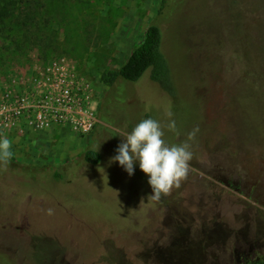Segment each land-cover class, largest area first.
<instances>
[{"label":"rangeland","instance_id":"obj_1","mask_svg":"<svg viewBox=\"0 0 264 264\" xmlns=\"http://www.w3.org/2000/svg\"><path fill=\"white\" fill-rule=\"evenodd\" d=\"M177 1L37 0L30 28L13 20L25 2L0 31V78L10 65L65 55L98 89L89 134L66 126L0 134L13 152L0 163V264H238L245 259L234 251L247 242L256 245L246 260L264 264V64L262 25L253 24L263 15L248 10L250 0ZM155 21L172 67L168 89L150 69L105 83ZM146 118L160 122L170 145L199 127L187 179L159 200L148 198L138 161L129 175L111 160L121 135ZM88 149L101 153L98 164L86 161ZM183 251L192 253L178 262Z\"/></svg>","mask_w":264,"mask_h":264},{"label":"built area","instance_id":"obj_2","mask_svg":"<svg viewBox=\"0 0 264 264\" xmlns=\"http://www.w3.org/2000/svg\"><path fill=\"white\" fill-rule=\"evenodd\" d=\"M2 74L0 134L25 136L66 126L84 135L94 129L98 89L76 60L54 55L10 65Z\"/></svg>","mask_w":264,"mask_h":264},{"label":"clouds","instance_id":"obj_3","mask_svg":"<svg viewBox=\"0 0 264 264\" xmlns=\"http://www.w3.org/2000/svg\"><path fill=\"white\" fill-rule=\"evenodd\" d=\"M166 115L171 117L173 114L167 111ZM167 128L179 134L174 119L169 120ZM198 132L199 127L196 126L188 133L185 142L170 145L164 139V129L159 121L142 119L131 132L121 135L124 140L118 145L117 155L111 160L118 161L129 175L134 173V165L138 161L140 169L149 177L152 194L148 198L159 200L162 195L170 194L174 187L178 188L187 179L193 159L189 141H193ZM11 147L10 139L0 138V163L5 167L13 156ZM47 213L51 215L53 210L48 209Z\"/></svg>","mask_w":264,"mask_h":264},{"label":"trees","instance_id":"obj_4","mask_svg":"<svg viewBox=\"0 0 264 264\" xmlns=\"http://www.w3.org/2000/svg\"><path fill=\"white\" fill-rule=\"evenodd\" d=\"M36 1L37 0H0V31L4 32L5 28L8 27L9 19H11V16L15 15L18 8L20 7V4H25V2H26L25 6H28V10H24L20 12V14L17 13V16L14 17L13 20L18 21L19 19H21L22 23L26 27L30 28L28 25H31V23L34 20V16H35L34 4L36 3ZM172 2H174L176 5L178 4L177 0H172ZM254 7H257L259 11L261 10V14L263 15V17L259 18L260 20L258 19L259 21L257 23L253 22V24L262 25L261 31L259 32L261 35H259L258 33L257 36L261 38L262 43L260 45V53L261 54L263 53V64H264V0H250L248 10L250 11L252 9H256ZM21 13L24 14V18H19L22 15ZM187 39L189 40V37ZM14 42L17 48L21 49L22 48L21 46L23 44L22 42L24 41L22 40L21 42H19L14 40ZM194 43H196L195 40ZM165 45H166V41L164 37V31L160 26V24L157 23L156 21L150 23L147 26L141 41L135 45L127 60L120 66L118 70L103 74L102 76L103 81L108 85H112L118 77L124 78L129 81H137L145 74V72L148 69H150L151 70L150 78L158 82L163 88L168 89L166 84L167 81L166 79L167 77L171 76L172 67L169 58L165 54V50H164ZM252 56H254L253 58H255L257 61H260V58L258 57L256 50L255 52L252 53ZM49 57L51 56L44 55L42 58L47 59ZM243 60L248 61V57L243 58ZM244 64L247 68L246 62H244ZM263 71H264V65L262 66V72ZM245 72H246V76L247 73L248 74L251 73V71L247 69H245ZM246 76L243 77V83H244V88L247 90ZM259 84L260 86H262V88L260 89L261 92L260 95L261 98L264 100V77L262 79V82H259ZM85 159L87 162L91 164H98L102 160V155L101 153H99L94 149H88L85 152ZM208 232H209L208 235H210V237H213L210 240H214L215 237L219 235V229L217 227L211 228ZM255 245H256L255 243L247 242L243 247H240L239 250L236 249L234 251V254L235 255L239 254V256H241V258L243 259L244 255H248L249 253L252 252V250L255 248ZM191 253H192L191 251H183V253H181L182 255H179L177 257V261L178 262L184 261L185 260L184 257L187 254L189 255Z\"/></svg>","mask_w":264,"mask_h":264},{"label":"flooded vegetation","instance_id":"obj_5","mask_svg":"<svg viewBox=\"0 0 264 264\" xmlns=\"http://www.w3.org/2000/svg\"><path fill=\"white\" fill-rule=\"evenodd\" d=\"M220 235V234H219ZM181 258V257H180ZM184 259V258H183ZM243 259H245L243 262H242V260L239 258V257H237V260H238V264H262V261H256V262H253V261H251V263H250V261H248V260H246L247 258H246V255H244V258Z\"/></svg>","mask_w":264,"mask_h":264}]
</instances>
